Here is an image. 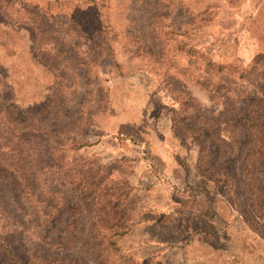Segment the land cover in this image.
<instances>
[{"label":"rangeland","instance_id":"374dc122","mask_svg":"<svg viewBox=\"0 0 264 264\" xmlns=\"http://www.w3.org/2000/svg\"><path fill=\"white\" fill-rule=\"evenodd\" d=\"M0 78L12 118L73 142L40 188L74 260L264 264V0H0ZM11 193L19 253L50 258ZM113 223L127 262L96 243Z\"/></svg>","mask_w":264,"mask_h":264},{"label":"trees","instance_id":"16d2710c","mask_svg":"<svg viewBox=\"0 0 264 264\" xmlns=\"http://www.w3.org/2000/svg\"><path fill=\"white\" fill-rule=\"evenodd\" d=\"M1 81L0 78V85ZM1 96L3 93L0 94V100ZM12 116L13 113L9 106L0 103V178L5 187L10 188L11 194L15 195L16 199L24 198L34 208L32 221L36 224L35 229L32 228L33 231L24 230L29 233L30 240H33L37 247L40 246V248H46L49 251L54 250V255L45 258L39 254V260H37L38 257L36 258L35 253H27V259L19 253V246L16 244L18 228L15 223L17 218L22 215L17 216L9 212L3 205V198H0V257L4 264H83L80 258L74 260L70 254L67 255L70 244L77 243L78 237L81 238L82 234H79L74 227L68 229L67 226L58 237L53 235V229L47 226L54 222L57 215L55 200L49 190L46 191L44 188L45 191H41L40 188L43 164L46 161L51 163L66 157L65 154L61 153L60 155L56 152L63 150L64 146L72 145L73 142L65 140L56 142L54 147H49L53 140L51 134L36 128L34 119L25 122V126L19 122V119L12 118ZM16 204L14 205L15 210H20L21 208ZM62 206L67 208L69 204L64 200ZM96 218L101 222L100 214ZM114 220L112 219V221ZM129 230V228H122L115 223L104 230H95L96 243H99L102 250L106 251L109 256H120L127 262L132 257L122 253V247L117 237L126 234ZM75 231L77 234H74Z\"/></svg>","mask_w":264,"mask_h":264}]
</instances>
